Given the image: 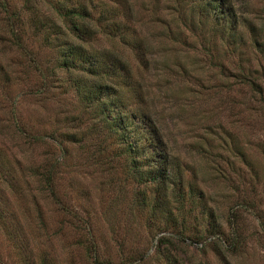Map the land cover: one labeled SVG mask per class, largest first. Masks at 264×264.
<instances>
[{"label": "rangeland", "instance_id": "1", "mask_svg": "<svg viewBox=\"0 0 264 264\" xmlns=\"http://www.w3.org/2000/svg\"><path fill=\"white\" fill-rule=\"evenodd\" d=\"M5 1L0 175L9 169L16 186L0 180V264H264V0H228L239 19L235 43L212 34V20L192 12L190 0H94L95 18L105 6L125 7L132 37L150 49L140 60L133 44L103 32L87 45L113 48L130 62L145 100L126 98L127 107L153 114L165 152L181 165L185 205L197 204L175 210L172 200L169 218L151 211L153 187L132 178L136 153H123L112 131L83 114L63 80L80 68L61 65L62 50L77 38L50 3L57 0ZM11 114L28 134L1 133ZM56 158L52 186L65 209L27 174L29 165ZM230 222L239 234L233 250Z\"/></svg>", "mask_w": 264, "mask_h": 264}, {"label": "trees", "instance_id": "2", "mask_svg": "<svg viewBox=\"0 0 264 264\" xmlns=\"http://www.w3.org/2000/svg\"><path fill=\"white\" fill-rule=\"evenodd\" d=\"M50 3H53L56 13L67 20L69 23L67 29L77 38V41L71 42L65 50H62L60 61L66 69H70L71 66L77 64L80 70L69 71L63 80L70 87H73L74 93L79 97V101L83 106L81 112L95 116L103 128L106 127L112 131L123 153H128V155L131 152L136 153V155L132 154L130 157V174L137 182L146 186L150 185L155 190L151 202L148 203L151 206V211H164L167 217H171L172 207L168 203L172 200L179 203L177 207H174L175 210L197 204L195 199H190L188 200V206L185 205L187 193L183 188L184 178L181 175V165L178 160L171 158L165 152L166 142L153 114L141 105L135 110L127 107L126 98L139 103L145 100L140 82L132 79L130 62L113 48L92 50L87 47L91 43L89 41L96 34L103 32L111 37H119V40L124 43L133 44L137 50L138 58L147 60L145 56L150 49L147 48V43H145L142 36L132 37L134 28L131 21L127 19L128 15L125 7L105 6L100 8V13L95 18L92 9L95 6L97 7V4L94 0H89V2L57 0L50 1ZM188 8L192 12L198 10L205 21L212 20V24L206 27L210 29L209 31L212 34L228 35L234 43L238 41L240 35L238 30L239 19L235 8L231 3L229 4L228 0H190ZM0 10H2V13L3 11L7 13L5 0H0ZM2 18L5 19V22L8 20L7 24L5 23L8 25L7 30L13 33L15 30L13 21L10 23V19L5 18L4 15ZM203 23L202 21V26H204ZM41 24L46 25V22L43 21ZM55 24L49 23L47 27L49 29L53 27L52 30L55 33L59 31L61 33V30H58V26ZM190 24H194L193 20L190 21ZM202 28L203 30L200 31L205 36L204 27ZM13 34L15 35V32ZM44 38L47 44H50L53 40L49 32H46ZM20 47L24 48L22 45ZM4 71L3 65L0 64V85L7 82L2 75ZM9 116L3 118L5 121L4 125L1 124V133L11 132L15 138L28 134L19 127L12 114ZM2 129L5 131H2ZM0 156H4L1 149ZM57 161L56 158L53 162L49 160L48 163L41 165H29L27 174L36 177L41 183L40 190L44 191L47 197H51L60 208L65 209L57 197L55 188L52 186L53 170ZM19 168L24 170L21 165ZM0 180L11 187L16 186L9 169L1 173ZM190 192L191 188L188 190V193ZM145 201L147 203V200ZM199 206L203 211H206L203 203H200ZM206 215L212 217L213 213L207 211ZM207 221L208 225L212 222L208 218ZM229 224L233 227L230 230L232 235L233 231H238V228L235 226L236 223L230 222ZM209 228L212 234H224L221 227L211 229L209 226ZM87 230L90 231L89 227ZM234 235L238 236L239 234L237 232L232 235L233 237H230L231 239H228V249L233 250V248H236ZM88 238H91V236ZM40 260L45 262L43 261L45 260L44 257H40Z\"/></svg>", "mask_w": 264, "mask_h": 264}]
</instances>
